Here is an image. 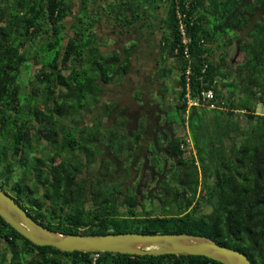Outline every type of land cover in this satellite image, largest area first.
<instances>
[{
    "label": "trees",
    "instance_id": "1",
    "mask_svg": "<svg viewBox=\"0 0 264 264\" xmlns=\"http://www.w3.org/2000/svg\"><path fill=\"white\" fill-rule=\"evenodd\" d=\"M137 2L128 7V17L118 13L114 22L138 23L137 40L144 41L147 52L157 43L153 65L162 66L155 76L146 68L148 82L159 85L156 92L166 90L169 67L177 76L169 83L173 95L159 103L164 126L161 114L150 122L155 136L146 150L152 151L155 191L146 194L134 180L127 183L132 166L123 161L140 155L149 114H140L143 122L135 116L138 126L132 128V109L119 97L111 105L102 103L115 74L141 71L139 54L129 69L128 51L137 46L130 41L112 56L98 51L102 36L94 24L83 38L80 29L72 30L74 23L70 28L63 23L69 0H0V187L34 220L57 232L199 234L244 253L252 264H264V112L256 111L257 105L264 107V0ZM143 2L142 21L134 6L139 10ZM44 49L54 50L46 61ZM231 50L242 54L236 64L230 63ZM123 53L127 63L120 65ZM110 63L116 65L111 71ZM143 85L136 83L132 91L140 86L142 93ZM201 89H211L213 99L204 101ZM20 93L32 102L21 104ZM146 105L151 110L153 103ZM101 106L113 124L119 115H129V127L115 123L106 144L89 133L63 131L62 118ZM97 113L101 119L103 113ZM179 124L186 128L183 137L169 131ZM39 140L45 145L37 155ZM146 152L140 156L147 157ZM97 157L105 171L86 184L79 175ZM87 194L91 203L85 206ZM202 206L210 210L202 212ZM0 264L223 263L192 254L62 251L34 244L0 216Z\"/></svg>",
    "mask_w": 264,
    "mask_h": 264
},
{
    "label": "rangeland",
    "instance_id": "2",
    "mask_svg": "<svg viewBox=\"0 0 264 264\" xmlns=\"http://www.w3.org/2000/svg\"><path fill=\"white\" fill-rule=\"evenodd\" d=\"M69 2L71 3L70 4L71 8L73 7L74 8L73 10H75L77 3L73 4L74 3L73 0L72 1L69 0ZM106 2L105 1H103V2L101 1L100 2L98 0H84V6L82 7V11H80L79 13H76V18H75V20L73 22L74 24L72 25V30H79L80 29V31L82 32L81 36L83 38H85L86 33H87L90 25L94 24V31H95L97 29L96 28V24L98 22H100L101 20H103L105 22H108L106 24H107V26L110 27V29H108V28L104 29L105 33L101 35L102 38L100 39L101 41L99 42V46H98V51H102V52L104 50L111 49L110 47L113 46V45L128 47L129 46L128 44H129L130 41H134L135 42L134 45H136L137 47H135L134 49H131V50L128 51L130 53V57H128V58L131 60L129 69L133 66V64H135L136 60L138 62L137 54H139L141 60H139L140 63L138 65L141 67V71H139L136 74L132 70V71H130L128 73V75H126V77H124L123 73L115 74L113 76L114 78H112V80H115V81H114V83L110 84L109 87H107V89H106L107 95H105L103 97L102 103H103V100H104V103L106 101L107 104L111 105L112 104L111 103L112 99L114 97H119V100H120L121 104H123L124 106H127L129 109H132L131 119L133 117L135 119V116H139L141 113H144L146 115L149 114L148 115L149 119L147 120V123H146L147 128L146 129L144 128L145 132L142 133V135L144 137V140H140L141 147H140L139 151H140V155H142L144 152L147 151L146 148L149 145V143H148L149 138H151V136H153V133H155V131L154 130L152 131V128H151V123H150L151 122V118L152 119H158L157 118V114L158 115L161 114L162 118H161V120L159 122V125L160 126H164V122H163L164 121V118H163L164 117V114H163L164 112L160 109V104L159 103L161 102L162 99L169 98L170 96L173 95L174 85L171 86L169 83H170V80L177 78V76H176V68L174 66L169 67V69L167 70V73L169 72V74L167 75L168 77H167L166 80H165V78H161V76H160L159 80H161V82H162V80H165L164 83L166 85L165 84L164 85L166 86V90H163V88H164L163 87L162 88L163 92H161V94L156 92L155 89L159 88V85L157 84L156 81H154V84L152 82H148L149 81V76L147 75V73L150 71L151 74L155 76V74H156L155 68L158 71V69H160V67L162 66V65H155V66L153 65V59H154L155 56L158 55V51H159L157 43L154 42V44H152V46L148 48L149 52H147L146 51V48H147L146 45L145 44L142 45L143 44L142 42H144V41L139 42V40H137L138 38L141 37L140 34H139L138 29L137 30L134 29V30H131V31L129 30L130 27H134L136 24L134 26H131L129 24L128 20H126V21L122 20V21L114 22L113 20H115L116 18L119 19L118 18V13H119L118 9L119 8H116L115 6L112 7L110 3L107 4ZM94 3L96 5V9L97 10H93ZM144 7H146L145 2L140 3L139 10L136 7V5L134 6L135 14L139 18L142 17V21L144 20V17H145V14H146V13L145 14L142 13L143 12L142 9ZM150 12H153L151 10V8H150ZM68 14L69 13H67L66 19L64 20L66 24H69L71 22V20L73 19V17H74V13L73 12L70 13L69 15ZM120 14L122 16L128 17L129 16V11H125V10L122 9L120 11ZM77 17H80L82 19L81 23L76 21ZM263 17H264V15H263ZM138 20L139 19H137L136 21H138ZM140 21H141V19H140ZM156 22H157L156 19H154V22L152 23V27L156 26V24H157ZM101 27L102 26H100V28ZM100 28L98 30L99 32H100ZM111 31L113 33H111ZM60 34H62V33H60ZM83 38H82L81 41L84 42ZM124 41L126 43L122 45V43ZM42 53L44 55L43 56L44 57L43 60L46 61L45 59H48V58L53 56L54 50L53 49H44V51L42 50ZM107 54L108 55H111V54L113 55V52L110 51ZM124 57H125L124 53L119 56V61H120L119 64L120 65L125 64L124 62L127 61V58L126 57L124 58ZM241 58H242V54L239 53V52L233 53V51L231 50V52L229 53L230 63H232V64L238 63L241 60ZM141 61H143V62L141 63ZM143 64H145V66H146L145 68L143 67ZM104 66H106V65L104 64ZM29 68L30 69H28V71L31 70V66ZM107 68L109 70L111 68L115 69L116 65L110 63ZM146 68L149 69V71H147ZM118 72H121V70H119ZM108 75L112 76L111 74H108ZM125 78H126V80H125ZM147 78H148V80H147ZM24 83L26 85L27 82H24ZM136 83H143L144 84L143 85L144 90L142 91V93L140 92V90L143 89V88L140 87V86H138L137 90L132 91L133 90V86ZM114 84L116 86H118L117 90H115L116 89L115 86L111 87ZM61 89H62V87H61ZM19 100H20L21 104H22V102H27V103L32 102V101L29 102L28 100H25L22 93H20ZM62 100L63 99H61V101ZM83 100L85 102L84 103V106H85L86 102L89 101L90 98H89V96H87L86 101H85V99H83ZM165 101H167V99H165ZM143 102H144L143 106H138V105H142ZM149 102L153 103V105L151 106V110L147 109L148 105H146V104H148ZM92 109H93V107L90 110H92ZM98 110H100L103 113L102 120L99 119L100 116L97 113ZM256 111L262 113V112H264V107L262 106V108H261L260 105H257ZM107 117H108V113H106L104 111V108H102V106L98 107V108L96 107L95 109H93L91 111V113L87 109H85L82 112H79V114H73V115L68 116V118H62V122L65 124V127H64L65 130H63V131H67V135H71V136H73V135H77L78 136L79 131H82L81 135H83V132L89 133L91 135L92 139L94 137H96L101 142V144H106V143H108V138L110 137L111 132L113 131V128L115 127V123H117L120 127L121 126H124V127L128 126L129 127V123L126 124L127 121L129 122V115H125V116L123 114L119 115V117L116 118L114 124L112 122V118L110 119V118H107ZM106 118L108 120L105 121ZM140 118L142 119V122H143L144 115L143 114L140 115ZM131 122H132L131 123V127L132 128H136L138 126L136 124L137 123L136 119L134 121L132 119ZM172 128L173 129L169 130V131H171V133H173L174 135L183 137L186 134V128L184 127V125L179 124V125L174 126ZM136 130H138V129H135L133 131V133ZM81 135H80V138L77 139V144H76L77 148H79V145L82 143V138L83 137H81ZM37 142H36V144H38V146H37V149H36V154L39 155L40 152L43 150L42 146L45 145V142L42 141V140L41 141L39 140ZM127 142H128V139H127ZM127 142H126V145H127ZM41 144H43V145H41ZM88 145H90V143H88ZM190 147H191V144H188L186 146V149L189 150ZM150 152H152V151H150ZM158 152H159V149H158ZM155 155L160 160L163 158V156L160 158L156 153H155ZM135 158L136 159L134 161V166L131 165L132 167L130 168L131 174L127 175L128 180L133 179L132 177H134L135 173L137 172L134 169V167H139V165H140L139 162H138L139 161L138 157H135ZM140 158H141V156H140ZM158 158H157V160H158ZM106 160H108V159L106 158ZM96 161H97L96 164L91 166V169H89L87 171H86V169H84L83 172L79 175V177H83L82 178L83 180H85V178H86V180H85L86 184L89 183V181H90L89 178H92V175H95L96 173L100 174L101 172L105 171L104 169H101L100 166L97 164L98 163V157H97ZM108 165H109V163H108ZM118 165L121 166V162H119ZM97 167L99 168V170H97ZM138 170H140V169H138ZM109 172H110V170H108V173ZM106 178L107 179H111L112 177L111 176H107ZM135 178H137V177H135ZM143 179L148 181V183L151 182V177H150L149 171L145 172V175H144ZM105 182L109 183V181H105ZM146 187H147V185L145 186V188ZM143 190H144V186L141 187V191H143ZM84 197H85L84 205L85 206L90 205V203H91L90 200L91 199L88 196V194L86 196H84ZM85 209H86V207H85ZM209 210H210V207H208V206H202L201 207V211L202 212H208ZM49 213L50 212L48 211V214Z\"/></svg>",
    "mask_w": 264,
    "mask_h": 264
},
{
    "label": "water",
    "instance_id": "3",
    "mask_svg": "<svg viewBox=\"0 0 264 264\" xmlns=\"http://www.w3.org/2000/svg\"><path fill=\"white\" fill-rule=\"evenodd\" d=\"M0 216L17 232L37 245H49L62 251H112L127 254H192L204 255L223 264H252L247 256L212 238L185 232L105 234L62 233L45 227L27 214L0 187Z\"/></svg>",
    "mask_w": 264,
    "mask_h": 264
},
{
    "label": "crops",
    "instance_id": "4",
    "mask_svg": "<svg viewBox=\"0 0 264 264\" xmlns=\"http://www.w3.org/2000/svg\"><path fill=\"white\" fill-rule=\"evenodd\" d=\"M83 1L84 0H73V4H76V8H75V10H73L74 8L72 7L71 9H70V12H69V14L70 13H74V17H73V19L71 20V22L69 23V24H66L65 23V21H63V23L67 26V27H71V25H72V23L74 22V20H75V18H76V13H79L80 11H82V7L84 6V4H83ZM98 1H107L106 3L108 4V3H110L111 4V6L113 7V6H115L116 8H119L118 10H119V13H120V11L123 9V10H125V11H128V7L130 8L131 7V5L132 4H138V2L137 1H141V0H98ZM100 7V6H99ZM99 9V8H98ZM93 10H97L96 9V5H95V3H94V7H93ZM68 14V15H69ZM66 19V17L64 18V20ZM113 21H115V20H113ZM106 23H108V22H105V21H103V20H101L100 22H98L97 24H96V31H97V33L99 34V35H102V34H104L105 33V31H104V29H106V28H108V29H110V27L109 26H107V24ZM136 25L134 26V27H130L129 28V30L131 31V30H134V29H138V31H139V28H138V26H139V24L138 23H135ZM100 26H102L101 28H100ZM99 28H100V32L98 31L99 30ZM111 33H113L112 31H111ZM126 42L124 41L123 43H122V45L123 44H125ZM122 47L123 46H115V45H113V46H111L110 48L111 49H107V50H104L103 52L104 53H108V52H110V51H113V50H117L118 48H121L122 49ZM141 62H143V61H141ZM139 68H141V67H139ZM101 120H102V118H101ZM106 120H108L107 118L105 119V121ZM99 161V160H98ZM97 162V161H96ZM98 164V163H97Z\"/></svg>",
    "mask_w": 264,
    "mask_h": 264
},
{
    "label": "flooded vegetation",
    "instance_id": "5",
    "mask_svg": "<svg viewBox=\"0 0 264 264\" xmlns=\"http://www.w3.org/2000/svg\"><path fill=\"white\" fill-rule=\"evenodd\" d=\"M154 136H155V133H153V136H151V138H149L148 143L153 140ZM138 152L140 153V151H138ZM146 153H148V156L145 157V158L144 157L143 158L142 157L140 158L139 154H134V155H132V157L130 159L127 158V157H125L123 159V161H124V163H129V164H131V165L134 166V161L136 159L135 157H138V160H139L138 162L140 164L139 167H140V170L141 171H140V173H137L136 172L135 175H134V177H132L133 179L127 180V183H129L132 180H134L135 184H137L138 188L140 189V192H144V193L147 194L149 192V190H151L152 193L155 191V187L157 185V182H154L151 185L150 184L151 182L144 183V181H143L144 180L143 178H144L145 172H148V171L150 173L151 181L153 180V171L151 170V168H152L151 166L153 165V163H152V161H150V156H151L152 152H148V150H147ZM140 160H142V162ZM134 169H136V167H134ZM136 171H137V169H136ZM137 175L142 176V178L141 179L135 178ZM146 185H147V187L145 188ZM142 186H144V190L143 191H141V187ZM3 191L6 192L7 194L11 193V192H8L7 189L4 190V188H3ZM140 192L138 193V195H140Z\"/></svg>",
    "mask_w": 264,
    "mask_h": 264
},
{
    "label": "built area",
    "instance_id": "6",
    "mask_svg": "<svg viewBox=\"0 0 264 264\" xmlns=\"http://www.w3.org/2000/svg\"><path fill=\"white\" fill-rule=\"evenodd\" d=\"M184 41H186V39H183ZM200 95H202V98L204 101H209L210 99L212 100L214 97L213 91L211 89H201L200 91ZM211 106L215 105L213 102L209 103ZM97 255V253L95 254V256Z\"/></svg>",
    "mask_w": 264,
    "mask_h": 264
}]
</instances>
